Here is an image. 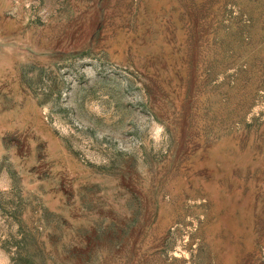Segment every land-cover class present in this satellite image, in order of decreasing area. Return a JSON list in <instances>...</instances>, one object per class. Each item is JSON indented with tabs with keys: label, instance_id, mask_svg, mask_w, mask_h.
<instances>
[{
	"label": "rangeland",
	"instance_id": "obj_1",
	"mask_svg": "<svg viewBox=\"0 0 264 264\" xmlns=\"http://www.w3.org/2000/svg\"><path fill=\"white\" fill-rule=\"evenodd\" d=\"M0 264H264V0H0Z\"/></svg>",
	"mask_w": 264,
	"mask_h": 264
}]
</instances>
